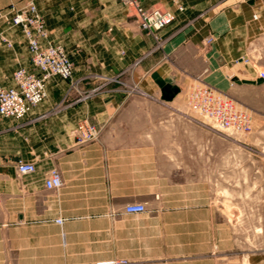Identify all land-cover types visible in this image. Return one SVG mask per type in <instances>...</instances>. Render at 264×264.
<instances>
[{"label":"crops","instance_id":"obj_1","mask_svg":"<svg viewBox=\"0 0 264 264\" xmlns=\"http://www.w3.org/2000/svg\"><path fill=\"white\" fill-rule=\"evenodd\" d=\"M27 1L0 0V10ZM34 1L47 30L41 42L64 47L73 77H51L46 98L23 120L0 116V264H96L110 258L146 264L120 253L147 251L149 238L148 223L129 217L123 204L185 202L191 197L186 187H196L203 177L195 162L181 157L195 154V148L173 141L194 138L195 132L179 130L180 123L192 127V112L180 93L162 100L151 74L158 72L180 91L195 80L212 86L208 79L222 81L235 66L240 72L233 75L241 79L260 78L264 69L241 58L262 38L264 0H139L175 15L157 39L138 28L119 0ZM0 35L10 43L0 39V83L12 86L15 69H32L31 56L19 26L0 20ZM209 35L213 41L204 45ZM247 85H264V79ZM89 89L90 100L78 99ZM83 120L100 129L97 139L78 140L75 128ZM124 154L142 156L139 193L117 181L115 156ZM214 154L221 161L222 152ZM19 160L34 162L35 171L18 175ZM51 168L61 175L57 190L44 186ZM148 170L156 172L158 183L171 181L170 191L148 192Z\"/></svg>","mask_w":264,"mask_h":264},{"label":"rangeland","instance_id":"obj_2","mask_svg":"<svg viewBox=\"0 0 264 264\" xmlns=\"http://www.w3.org/2000/svg\"><path fill=\"white\" fill-rule=\"evenodd\" d=\"M260 37L250 48L252 62H242L244 65L255 64L264 69V35ZM253 48L257 51L252 52ZM237 71L240 72L235 66L228 69L222 81L208 79L207 82L250 113V132H224L193 113L191 128L180 123V132L193 131L194 138L181 136L173 141L189 149L195 148V154L181 157L185 163L195 162L197 173L201 172L203 177L197 178L196 187H186L185 194L191 197L185 202H142L146 207L143 213L128 214L136 222H147L149 226L147 251L120 252L131 256V260H142L146 264H264V85L237 83L234 77L242 80L241 74L233 75ZM194 82H187L179 92L178 98L186 102L188 110L186 93ZM91 97L89 89L78 99L86 101ZM154 143L149 140V145ZM210 149L211 154L208 153ZM219 151L222 152L221 161L214 154ZM115 158L117 181L125 190L139 193L143 182L142 156L124 154ZM204 169H207L205 176ZM144 173H147L148 192L155 188L160 192L170 191L171 181L161 179L158 183L153 178L155 171ZM221 195L222 203L219 202ZM155 198H159L158 193ZM111 259L116 258L106 260Z\"/></svg>","mask_w":264,"mask_h":264},{"label":"built area","instance_id":"obj_3","mask_svg":"<svg viewBox=\"0 0 264 264\" xmlns=\"http://www.w3.org/2000/svg\"><path fill=\"white\" fill-rule=\"evenodd\" d=\"M119 1L135 19L138 28L155 39L157 33L175 19L173 12L160 7L146 8L139 0ZM177 7L182 10V6ZM254 18H257L256 14ZM0 20L9 26L20 27L31 56L32 69L25 67L15 69L11 75L14 83L12 86L0 83V116L20 121L46 98V83L51 77L58 76L69 82L72 80L73 62L62 45L41 42V39L47 37V30L34 0L27 1L20 8L11 5L6 10H0ZM0 39L10 44L4 36L0 35ZM212 41L213 36L209 35L205 38L204 45H209ZM241 60L249 63L253 57L248 56ZM258 77L264 79V71H260ZM110 80L119 81L115 77H111ZM74 85V82L71 83V87ZM186 101L190 112L209 120L224 132L247 134L251 130L250 113L202 80H195L188 86ZM75 131L79 141L89 142L97 139L100 129L88 120H83L77 124ZM16 170L18 175L31 173L35 171V164L19 160L16 163ZM61 185L59 171L51 168L44 179L45 188L57 190ZM145 210V204L142 202H130L124 206V212L127 214H140ZM57 222L60 223L61 220ZM96 264H128V261L116 258Z\"/></svg>","mask_w":264,"mask_h":264},{"label":"water","instance_id":"obj_4","mask_svg":"<svg viewBox=\"0 0 264 264\" xmlns=\"http://www.w3.org/2000/svg\"><path fill=\"white\" fill-rule=\"evenodd\" d=\"M151 77L155 81V83L158 85L160 92H161V99L165 101H171L179 92L180 88L173 83L167 82L163 77L159 75L158 72H153L151 74ZM237 83H255V84H261L263 82L262 78H258L256 80H248V79H242L239 80L237 77H234L233 79Z\"/></svg>","mask_w":264,"mask_h":264}]
</instances>
